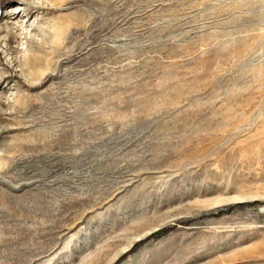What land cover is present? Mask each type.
Segmentation results:
<instances>
[{
  "label": "rangeland",
  "instance_id": "1",
  "mask_svg": "<svg viewBox=\"0 0 264 264\" xmlns=\"http://www.w3.org/2000/svg\"><path fill=\"white\" fill-rule=\"evenodd\" d=\"M11 1L0 264H264V0Z\"/></svg>",
  "mask_w": 264,
  "mask_h": 264
},
{
  "label": "bare ground",
  "instance_id": "2",
  "mask_svg": "<svg viewBox=\"0 0 264 264\" xmlns=\"http://www.w3.org/2000/svg\"><path fill=\"white\" fill-rule=\"evenodd\" d=\"M19 2H20V4H21V7L23 6L25 9L24 10H26V8H28V6H29V1H27V0H18ZM193 1V0H192ZM11 3H12V1L10 0V1H7V2H5L4 4H3V6H2V8L1 9H3V15L1 16V19H0V21H6V20H9V21H16V23H18L17 21H19V19L21 18V10L22 9H20V7L18 6V7H16V8H12L11 7ZM39 3V2H38ZM23 4V5H22ZM34 5H36V4H34ZM43 8V7H42ZM235 9V8H234ZM36 10V9H35ZM27 13H28V11H27ZM32 13V12H31ZM27 15V17L29 16V14H26ZM24 18V17H23ZM28 19V18H27ZM3 22H2V24H3ZM10 22V23H11ZM21 22V21H20ZM5 23V22H4ZM8 23V22H7ZM9 23V24H10ZM3 26H4V24H3ZM0 28H2V27H0ZM5 32V31H4ZM0 47L2 46L3 47V52L2 53H4V55H5V61H6V63L8 64V65H11L12 66V61H11V58L9 57V51H8V49H10V48H8L7 49V42H5V41H7L6 39H5V37H2L3 35H2V33H0ZM3 38V39H2ZM7 38V37H6ZM4 45V46H3ZM8 51V52H7ZM12 68H13V66H12ZM1 79V78H0ZM16 81V80H15ZM11 83V82H10ZM2 84V83H1ZM5 84V83H4ZM3 86V85H2ZM1 88V87H0ZM3 89L5 90V91H7L8 92V90H9V88L7 87V85H5L4 87H3ZM3 91V90H2ZM5 95H6V93H4ZM8 94V93H7Z\"/></svg>",
  "mask_w": 264,
  "mask_h": 264
},
{
  "label": "trees",
  "instance_id": "3",
  "mask_svg": "<svg viewBox=\"0 0 264 264\" xmlns=\"http://www.w3.org/2000/svg\"><path fill=\"white\" fill-rule=\"evenodd\" d=\"M118 261H119V260H117L114 264H117Z\"/></svg>",
  "mask_w": 264,
  "mask_h": 264
}]
</instances>
